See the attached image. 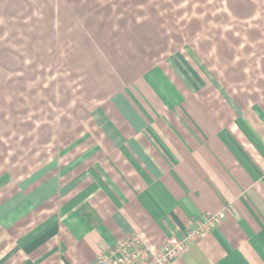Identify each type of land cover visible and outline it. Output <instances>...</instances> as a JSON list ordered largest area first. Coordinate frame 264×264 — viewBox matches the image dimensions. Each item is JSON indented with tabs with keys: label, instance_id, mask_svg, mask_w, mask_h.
<instances>
[{
	"label": "crops",
	"instance_id": "crops-1",
	"mask_svg": "<svg viewBox=\"0 0 264 264\" xmlns=\"http://www.w3.org/2000/svg\"><path fill=\"white\" fill-rule=\"evenodd\" d=\"M226 2L235 28L171 46L153 21L112 24L90 0H0V124L25 103L12 69L44 44L83 62L88 95L34 164L0 152V264H91L132 235L156 252L225 207L172 264H264V0ZM51 137L36 133L35 150Z\"/></svg>",
	"mask_w": 264,
	"mask_h": 264
},
{
	"label": "rangeland",
	"instance_id": "rangeland-1",
	"mask_svg": "<svg viewBox=\"0 0 264 264\" xmlns=\"http://www.w3.org/2000/svg\"><path fill=\"white\" fill-rule=\"evenodd\" d=\"M98 3L104 10L107 7L113 8L115 13L109 14L112 24L122 22L124 27H130L134 23L142 25L153 21L166 37H170L171 46L178 45L180 39L193 40L195 30L210 33L212 28H218L222 24L232 26L239 21L230 14L226 0H90L91 6H98ZM224 16L228 18L224 19ZM255 16L258 17V14ZM112 24L106 25L109 27ZM80 32V37L89 42L88 33L94 31ZM110 32L112 31H107ZM101 37L109 38L108 34ZM77 38L79 42L82 41L79 36ZM48 42L49 39L44 37V43ZM85 46L87 45H75V52L72 54L74 59L79 52L85 50ZM66 54L67 46H55L52 52L50 44H44L41 52L36 55L28 54L25 66L21 63V70L12 69L11 75H20L21 82H26L27 92L21 95L25 96L22 108L11 109L10 121L5 125L0 124V152L3 154L4 166L8 165L9 160L12 168L15 164L14 168L19 167V163H22L21 168L32 165L38 157L43 156V149L48 150L56 143L58 136L65 138L74 132L70 122L82 117L83 97L86 99L88 95L83 94L81 87L84 77L83 62L76 59L74 62L73 58L63 60L62 57ZM23 74L27 77L24 78ZM8 83L13 90L18 89L20 81L18 78H11L9 82H4V89H9ZM18 97V93H11V98H15L17 105ZM40 132L54 137L35 150V134Z\"/></svg>",
	"mask_w": 264,
	"mask_h": 264
},
{
	"label": "built area",
	"instance_id": "built-area-1",
	"mask_svg": "<svg viewBox=\"0 0 264 264\" xmlns=\"http://www.w3.org/2000/svg\"><path fill=\"white\" fill-rule=\"evenodd\" d=\"M228 210L225 207L219 212L205 215L203 219L195 221L182 237L167 239L156 252L151 251L137 235H132L99 251L91 264H172L189 245L198 242L222 221Z\"/></svg>",
	"mask_w": 264,
	"mask_h": 264
}]
</instances>
